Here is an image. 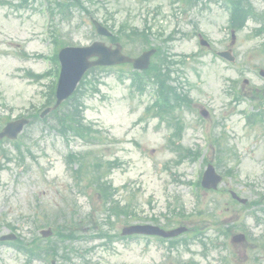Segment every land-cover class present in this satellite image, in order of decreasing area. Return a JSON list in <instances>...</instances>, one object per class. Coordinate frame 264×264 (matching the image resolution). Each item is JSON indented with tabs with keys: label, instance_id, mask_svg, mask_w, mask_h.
Returning <instances> with one entry per match:
<instances>
[{
	"label": "rangeland",
	"instance_id": "1",
	"mask_svg": "<svg viewBox=\"0 0 264 264\" xmlns=\"http://www.w3.org/2000/svg\"><path fill=\"white\" fill-rule=\"evenodd\" d=\"M65 1L69 2L62 3ZM81 1L91 11V17L102 24L126 22L140 31L145 29L151 45L164 46L178 60L171 75L193 102L190 109L181 112L182 145L199 147L214 164L215 154L210 148L205 149L206 137L214 131L225 134L234 156L229 155L216 168L223 176L218 192L196 189L194 184L205 164H201L202 158L174 163L176 155L167 142L171 129L144 112L153 100L152 89L139 94L128 79L119 76L117 69L96 70L89 78L93 77L97 92L88 90L81 99L85 122L98 129L95 145L87 147L80 140L59 137L50 127L54 124L51 117L47 123L35 121L24 130L18 141L20 155L12 144L0 145L5 151H0V235L14 233L28 242L38 238L41 229L58 231L56 226L60 229L68 223L67 228L75 230L77 238L62 242L55 235L49 239L57 242L61 255L67 248L82 254L85 248L104 243L95 239L96 232L116 237L126 225L153 224L151 217H156L162 228H202L208 239L203 241L206 247L192 240L191 232L183 236L186 249L168 250L170 245L157 239L116 238L109 249H98L95 256L89 254L85 260L90 264H264V122L262 126L246 125L243 114L255 111L253 103L245 100L234 104L229 94L232 86L247 95L252 89L264 88V79L258 76V68L264 67V56L246 55L257 44L248 40L254 23H248L231 47L228 13L213 0H201L195 7L180 6L177 0ZM19 2L0 0L2 120L42 107L54 78L50 74L36 82L26 73L42 74L53 68L49 59L54 52V39L63 46H87L94 41L108 44V40L96 36L90 16L79 8L69 11L67 18L55 15L50 20L45 0H32L24 7L18 6ZM252 4L258 11L264 10V0H252ZM197 33L208 41L209 49L199 46ZM168 36L173 39L168 40ZM227 48L234 50L232 65L215 55ZM124 52L136 56L142 52V44L139 40L125 41ZM244 79L248 80L247 85H243ZM262 95L264 98V90ZM200 109L208 111L206 119L199 116ZM3 125L0 122V128ZM85 151H89L88 161L101 163L104 171H108L107 163H114L107 179L118 188L117 198L123 196L132 206L131 215L136 218L112 217L109 222L113 225L105 224L106 213L98 194L84 186V178L73 179L66 168L68 153ZM94 165L88 166L92 170ZM229 190L248 201L258 199L261 204L241 208L231 202ZM174 207L181 208L187 218L168 213ZM195 212L203 215L197 217ZM174 217L177 219L173 223ZM218 223H222L220 229L230 225L229 237L218 233ZM241 226L252 239L234 245L230 238L244 234ZM41 240L49 245L48 239ZM63 245L65 248H61ZM67 255L72 260L61 264H82L79 259L73 260L71 252ZM0 264L25 263L12 246H0Z\"/></svg>",
	"mask_w": 264,
	"mask_h": 264
},
{
	"label": "water",
	"instance_id": "2",
	"mask_svg": "<svg viewBox=\"0 0 264 264\" xmlns=\"http://www.w3.org/2000/svg\"><path fill=\"white\" fill-rule=\"evenodd\" d=\"M98 34L100 35H108V32L98 25L96 22H93ZM97 57L96 61H89L91 57ZM58 59L60 62V77L58 81L57 91H56V104L54 108H56L64 99L72 94L77 83L83 76L84 72L93 67V66H103V65H113L119 64L127 61L124 57L120 55V47L116 46L115 50H110L105 48L103 44L94 43L89 47L85 48H64L58 54ZM147 54L142 55L139 59L135 60V66L143 68L147 63ZM4 130L3 134H9L11 131L18 132L16 127H11ZM10 129V132L7 130ZM221 178L216 176L211 168L204 173L201 185L206 189H216L217 184L220 182ZM233 198L237 199L240 202H244L243 200H239L235 195H232ZM185 229L179 228L169 232L160 231L157 228L149 227V226H131L123 230V235L127 234H155L160 235L162 237H173ZM244 238L242 236H237L233 238L234 242L243 241Z\"/></svg>",
	"mask_w": 264,
	"mask_h": 264
},
{
	"label": "trees",
	"instance_id": "3",
	"mask_svg": "<svg viewBox=\"0 0 264 264\" xmlns=\"http://www.w3.org/2000/svg\"><path fill=\"white\" fill-rule=\"evenodd\" d=\"M242 0H238L233 2V5L237 7L234 8L235 11H238V13L235 15L239 21H243L246 17V11L243 8V4L241 2ZM63 5H60V7ZM78 7L85 11V9L82 6V3L79 0H76L74 3L65 5L63 8V15H67L68 12L72 7ZM65 11V12H64ZM66 13V14H65ZM142 34H136L131 33L129 35L130 40H135L139 37H141ZM163 67H166L165 61L161 63L159 67H153V72L150 74V78L153 79L159 89V96L161 99H163V103L165 107H169V99L170 97V89L167 85L168 80V73L169 69L167 68L165 71L162 70ZM79 97H74L70 99L68 102L64 103L66 106L58 111H55L52 113L54 116V119L56 121V124L58 126V129L62 133L70 132L74 136H77L80 139L88 140L92 138L93 130L90 126L84 125L83 120L81 118V110L79 109L81 104L78 101ZM51 102V97L48 99V104ZM68 104V106H67ZM188 153H191V151H187ZM97 182L98 190L100 191V195L102 198H104L107 202V200L111 197L113 198L115 190L112 189V187L107 182H102L101 178L97 177L95 180ZM111 210V214H120L126 210L129 209L128 205L123 204L122 207L119 206V202L116 201L115 206L109 208ZM64 237L63 235H61ZM69 235H65V237H69ZM48 249V250H47ZM30 254L33 257H54L56 256V249L55 247L51 246L49 248L43 247L40 243L32 242L31 248H30Z\"/></svg>",
	"mask_w": 264,
	"mask_h": 264
}]
</instances>
